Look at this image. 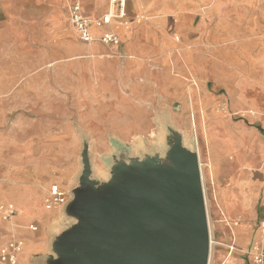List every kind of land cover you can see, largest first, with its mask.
<instances>
[{"label": "crops", "instance_id": "0c3cea01", "mask_svg": "<svg viewBox=\"0 0 264 264\" xmlns=\"http://www.w3.org/2000/svg\"><path fill=\"white\" fill-rule=\"evenodd\" d=\"M251 4L127 0L125 15L117 13L109 24L92 30L95 37L116 31L121 42L113 49L99 39H79L67 0H0V203L18 209L11 221L0 212V248L13 235L23 238L25 247L16 264H40L49 251L51 231L62 220L63 206L45 205L46 188H63L69 161L45 164L42 156L78 151L73 115L86 104L90 118L101 119L100 111L108 112V126L117 128L115 133L125 127L133 130L142 123L133 121L142 103L153 100L158 89L177 94L175 88L182 82L169 69H156L187 63V47L193 44L200 45L204 63H219L227 49L240 48L239 25L254 30L256 20L264 24V7L256 11ZM109 8L108 0H82L83 12L94 18ZM170 83L174 87L167 89ZM104 104H116L114 110L121 113L117 117L124 119L119 122L112 107L102 109ZM242 132L237 136L238 160L245 169L238 187L220 184L212 161L217 202L223 207L232 203L236 211L226 242L236 249L230 253L225 245L229 264H254L246 252L264 245V122L242 127ZM246 134L258 141L255 150L248 148ZM230 137L233 141L234 133ZM32 224L37 229L31 230Z\"/></svg>", "mask_w": 264, "mask_h": 264}, {"label": "water", "instance_id": "95a60500", "mask_svg": "<svg viewBox=\"0 0 264 264\" xmlns=\"http://www.w3.org/2000/svg\"><path fill=\"white\" fill-rule=\"evenodd\" d=\"M167 133L157 152L114 154L101 174L84 141L81 172L67 189L62 220L40 264L210 263L196 140L171 126Z\"/></svg>", "mask_w": 264, "mask_h": 264}, {"label": "rangeland", "instance_id": "374dc122", "mask_svg": "<svg viewBox=\"0 0 264 264\" xmlns=\"http://www.w3.org/2000/svg\"><path fill=\"white\" fill-rule=\"evenodd\" d=\"M236 1L241 6L252 3L256 11L264 7V0H231ZM254 26V30H251L239 25L240 48L227 49L230 54L227 52L225 57L218 59L219 63H216L217 59L209 61V65L204 63L200 45L193 44L187 47V63L183 60L178 61L176 66L158 67L156 70L162 73L169 69L170 74L182 82L175 88L178 89L177 94L170 95L168 90L158 89L154 95L155 100L142 103L139 116L133 118V121L138 119L142 123L133 127V130L125 127L121 129L123 132L115 133L117 128L114 130L108 126V112L100 111L101 119L98 115L90 118L91 111L86 109L90 106L84 104L83 111L73 115L71 120L79 138L78 151L42 156V161L48 164L54 160L64 165L69 161L66 170H63L67 177L62 184L63 188L69 189L74 178L81 172L84 141L90 146L93 169L96 174L97 170L101 174L104 168L107 169L114 154H153L166 142L167 128H177L186 136L195 138L196 145L193 146L200 155L211 237L214 239L209 264H229L226 246L223 244L230 238L229 222L236 220V211L232 203L223 207L217 202L212 182V161L219 172V183L235 184L238 187L245 166L238 160L240 149L237 136L240 133L243 135L242 127L249 128L264 122V24L256 20ZM173 87L174 84L170 83L167 89ZM205 100L211 103L205 106ZM115 105L104 104L102 109L112 107L116 117L120 116L121 113L114 110ZM121 119L124 118L117 117L119 122ZM232 133L235 135L233 141L229 140ZM246 139L249 140L248 148L255 150L258 144L256 138L246 134ZM223 190L220 196L222 202L226 199ZM217 223L221 226L219 230Z\"/></svg>", "mask_w": 264, "mask_h": 264}, {"label": "built area", "instance_id": "2783aa9c", "mask_svg": "<svg viewBox=\"0 0 264 264\" xmlns=\"http://www.w3.org/2000/svg\"><path fill=\"white\" fill-rule=\"evenodd\" d=\"M67 1H69L68 9L70 14V23L73 30L76 31L79 39L86 43L99 39L110 48L114 49L115 47H119L121 38L116 31H105L100 37H95L92 30L105 24H109L117 13L118 15H125L127 0H108L110 5L109 11L107 14L97 18L86 15L83 12L82 0ZM46 192L45 205L48 209L55 206H63L67 202L68 192L65 188H61L58 185H52ZM0 212L5 221H11L18 214V209L13 205L0 203ZM261 225L264 231V222H262ZM30 229H37V226L32 224ZM213 240L214 239L212 238V244ZM223 245H226L229 248L230 253L236 249L234 244L225 243ZM24 247L25 242L23 238L13 235L0 248V261L7 264H16L19 260V255L24 250ZM246 253L251 255L254 264H264V245L257 251L248 250Z\"/></svg>", "mask_w": 264, "mask_h": 264}, {"label": "bare ground", "instance_id": "6f19581e", "mask_svg": "<svg viewBox=\"0 0 264 264\" xmlns=\"http://www.w3.org/2000/svg\"><path fill=\"white\" fill-rule=\"evenodd\" d=\"M206 190V189H205Z\"/></svg>", "mask_w": 264, "mask_h": 264}]
</instances>
